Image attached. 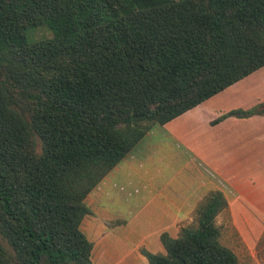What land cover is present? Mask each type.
<instances>
[{"label": "trees", "instance_id": "1", "mask_svg": "<svg viewBox=\"0 0 264 264\" xmlns=\"http://www.w3.org/2000/svg\"><path fill=\"white\" fill-rule=\"evenodd\" d=\"M263 67L264 0H0V264H91L90 191L152 127ZM225 209L209 191L176 238L159 236L163 254L141 255L238 264L219 243Z\"/></svg>", "mask_w": 264, "mask_h": 264}, {"label": "crops", "instance_id": "2", "mask_svg": "<svg viewBox=\"0 0 264 264\" xmlns=\"http://www.w3.org/2000/svg\"><path fill=\"white\" fill-rule=\"evenodd\" d=\"M237 83L152 127L90 191L84 200L90 214L79 229L91 243V264H147L140 251L163 254L159 236L176 238L209 191L222 194L224 211L248 246L261 235L264 115L211 124L232 108L248 109L220 98Z\"/></svg>", "mask_w": 264, "mask_h": 264}, {"label": "rangeland", "instance_id": "3", "mask_svg": "<svg viewBox=\"0 0 264 264\" xmlns=\"http://www.w3.org/2000/svg\"><path fill=\"white\" fill-rule=\"evenodd\" d=\"M29 42L47 39L50 35L42 29H29L25 33ZM260 70V71H259ZM257 73L250 75L244 80L237 83L232 89L224 92L220 98L225 104L230 103L231 107L242 106L248 107L249 110L260 106L264 108V67L259 69ZM224 103V102H223ZM222 103V104H223ZM255 105V106H251ZM250 106V107H249ZM219 107V106H217ZM220 108V107H219ZM235 110L236 108H232ZM259 133V131H255ZM252 138L253 135L247 134ZM251 212L252 210L249 209ZM215 224L219 229V243L229 249L236 257L238 264H264V225L261 235L248 246L247 239L239 237L230 223L229 214L223 211L215 218ZM258 233V231L256 232ZM260 233V232H259ZM258 233V234H259ZM254 235V237H257ZM253 237L250 235L248 238ZM0 247L9 255L11 250L5 240L0 235Z\"/></svg>", "mask_w": 264, "mask_h": 264}]
</instances>
